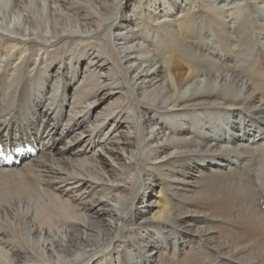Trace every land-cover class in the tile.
Returning <instances> with one entry per match:
<instances>
[{
    "label": "bare ground",
    "instance_id": "bare-ground-1",
    "mask_svg": "<svg viewBox=\"0 0 264 264\" xmlns=\"http://www.w3.org/2000/svg\"><path fill=\"white\" fill-rule=\"evenodd\" d=\"M4 154L0 264H264V0H0Z\"/></svg>",
    "mask_w": 264,
    "mask_h": 264
},
{
    "label": "rangeland",
    "instance_id": "rangeland-1",
    "mask_svg": "<svg viewBox=\"0 0 264 264\" xmlns=\"http://www.w3.org/2000/svg\"><path fill=\"white\" fill-rule=\"evenodd\" d=\"M166 12H169L167 9H165V8H163V7H161L160 8V10H158L157 11V14H155L156 16L159 14V13H161L160 15H164V14H166ZM159 15V16H160ZM165 20H163V19H161V20H159V23H161L162 24V22H164ZM159 188L158 187H155L154 189H153V191H151V192H153L154 193V195L153 196H151L150 198L152 199V200H154V198H155V195L157 196L159 193ZM150 192V193H151ZM152 194V193H151ZM151 200V201H152ZM141 209H143V211H145L146 213L145 214H147L148 212L150 213L151 211L149 210V209H151V207L150 206H146V207H144V208H141Z\"/></svg>",
    "mask_w": 264,
    "mask_h": 264
}]
</instances>
